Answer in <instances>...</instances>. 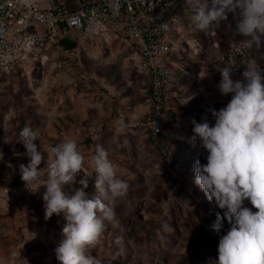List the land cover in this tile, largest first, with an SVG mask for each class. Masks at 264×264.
<instances>
[{
    "label": "rangeland",
    "instance_id": "obj_1",
    "mask_svg": "<svg viewBox=\"0 0 264 264\" xmlns=\"http://www.w3.org/2000/svg\"><path fill=\"white\" fill-rule=\"evenodd\" d=\"M191 16L183 15L177 45L167 57L171 106L160 137L166 156L143 125L151 109L147 79L135 47L124 39L82 36L74 56L48 46L0 69V264H60L55 247L63 239L65 221L55 214L46 220L44 186L38 189L21 179L19 166L30 159L19 141L24 126L39 132L35 142L45 151L40 167L51 146L74 139L85 157V171L77 180L91 171V156L102 145L128 183L127 194L112 202L119 227L108 224L91 249L98 264H209L218 257L209 243L218 247L229 227L219 234L212 227L223 210L194 183L195 162L206 163L207 152L189 138L193 119L214 124L209 109L219 110L231 99L218 90V66L225 64L217 55L235 39L228 19L209 32L195 29ZM251 51L250 62L264 73V37ZM246 67L232 79L243 80ZM84 77L88 83L81 84ZM95 175L85 189L90 197L98 195ZM65 190L71 191L67 185ZM244 206L252 207L248 200Z\"/></svg>",
    "mask_w": 264,
    "mask_h": 264
},
{
    "label": "clouds",
    "instance_id": "obj_2",
    "mask_svg": "<svg viewBox=\"0 0 264 264\" xmlns=\"http://www.w3.org/2000/svg\"><path fill=\"white\" fill-rule=\"evenodd\" d=\"M185 5L193 13L194 28L200 31L214 32L228 13H238L236 32L249 38L243 43L248 49L261 45L264 0H185ZM218 69V90L221 95L231 94V99L219 110L209 109L214 124L206 118L193 119L189 138L192 146L199 142L207 152L206 163L195 162L194 183L223 210L212 227L219 234L221 220L230 225L219 237L218 257L210 258L209 264H264V73L249 62L243 80L234 81L231 68ZM19 135L30 158L19 166L21 179L38 189L44 186L46 220L55 214L65 221L63 239L55 247L57 260L60 264H98L91 249L108 224L119 227L112 202L127 194L128 183L118 176L102 145H96L91 156V171L77 180L85 171V157L74 139L51 146L45 166L40 167L45 151L35 142L38 130L24 126ZM93 172L98 195L90 197L85 189ZM77 183L80 187L72 188ZM66 185L71 191L65 190ZM245 200L252 207L244 206Z\"/></svg>",
    "mask_w": 264,
    "mask_h": 264
},
{
    "label": "built area",
    "instance_id": "obj_3",
    "mask_svg": "<svg viewBox=\"0 0 264 264\" xmlns=\"http://www.w3.org/2000/svg\"><path fill=\"white\" fill-rule=\"evenodd\" d=\"M192 11L185 0H0V69L11 68L19 59L54 46L65 56L61 40L78 43L82 36L120 37L135 47L139 69L147 79L149 115L143 120L150 142L164 156L160 140L165 112L171 106L172 69L168 54L177 45L179 24ZM235 42L217 60L237 75L252 59V51L236 32L238 13H228ZM81 84L88 83L86 77Z\"/></svg>",
    "mask_w": 264,
    "mask_h": 264
},
{
    "label": "trees",
    "instance_id": "obj_4",
    "mask_svg": "<svg viewBox=\"0 0 264 264\" xmlns=\"http://www.w3.org/2000/svg\"><path fill=\"white\" fill-rule=\"evenodd\" d=\"M60 42H61L62 46H63L65 49H69V48H72V47L75 46V43H74V42L68 41V40H66V39H63V40H61ZM160 136H161V135H160ZM213 218H214V216L211 215L210 219H213ZM207 223H208V222H207ZM221 223H222L223 226H225V227H230V225L228 224V222H227L226 220H221ZM209 244H210L211 249H212L214 252L218 253V251H217V247L214 246L212 243H209Z\"/></svg>",
    "mask_w": 264,
    "mask_h": 264
}]
</instances>
